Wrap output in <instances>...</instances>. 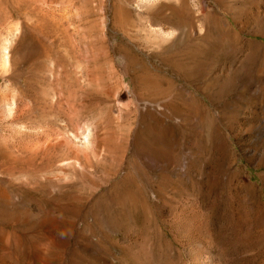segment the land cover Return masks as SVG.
<instances>
[{
  "label": "rangeland",
  "instance_id": "rangeland-1",
  "mask_svg": "<svg viewBox=\"0 0 264 264\" xmlns=\"http://www.w3.org/2000/svg\"><path fill=\"white\" fill-rule=\"evenodd\" d=\"M0 264H264V0H0Z\"/></svg>",
  "mask_w": 264,
  "mask_h": 264
}]
</instances>
